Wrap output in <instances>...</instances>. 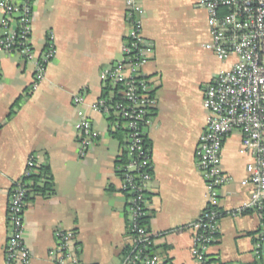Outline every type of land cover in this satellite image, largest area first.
I'll use <instances>...</instances> for the list:
<instances>
[{"label": "crops", "instance_id": "crops-1", "mask_svg": "<svg viewBox=\"0 0 264 264\" xmlns=\"http://www.w3.org/2000/svg\"><path fill=\"white\" fill-rule=\"evenodd\" d=\"M142 6V36L150 48L143 73L156 99L146 139L151 147L153 178L149 184L145 223L160 234L153 253L162 263L197 264L191 255L194 231L190 223L205 206L206 186L195 160L200 133L209 112L203 91L212 79L231 68L236 57L219 59L204 47L211 39L208 24L200 49L181 35L182 1L138 0ZM206 14V9L191 0ZM124 0H35L31 43L37 53L53 34L54 58L35 91H28L34 64L19 54L0 56V264H6V207L13 183L33 156L47 163L54 191L31 193L24 212L23 239L30 251L28 264H55L54 232L72 230L82 264H120L132 240L127 234L126 194L120 190L122 137L106 116L91 104L102 94L100 70L122 58L128 31ZM82 93V104L72 97ZM82 112L95 133L83 154L75 123ZM240 132L229 133L221 151V168L231 180L219 189L216 241L209 247V264H255L261 259L255 244L264 246V223L258 211L230 213L251 193L241 181L253 160L240 153Z\"/></svg>", "mask_w": 264, "mask_h": 264}, {"label": "built area", "instance_id": "built-area-1", "mask_svg": "<svg viewBox=\"0 0 264 264\" xmlns=\"http://www.w3.org/2000/svg\"><path fill=\"white\" fill-rule=\"evenodd\" d=\"M128 31L121 45L122 58L100 70L104 92L91 108L107 117L114 128H122L121 144L124 161L118 166L120 190L126 194L127 234L132 240L120 264L162 263L153 251L154 240L147 228L149 184L153 178L151 147L146 139L147 127L153 120L156 99L153 85L143 73L150 48L142 36V6L138 0H124ZM206 9L211 39L204 47L221 60L231 55L236 61L231 68L216 75L203 91L202 106L209 112L199 135L195 160L206 186L205 206L200 216L190 223L194 231L191 255L197 264H209L208 250L216 241L219 219V189L231 180L221 168L224 139L234 130L240 132V153H249L253 160L241 181L251 186L248 200L230 214L238 215L253 209L264 210V0H198ZM35 0H0V56L19 54L33 62V77L28 91H35L45 77L47 64L56 48L53 34L48 32L44 48L37 53L31 43ZM84 96L72 97L74 105L82 104ZM75 123L79 151L92 147L95 133L89 119L79 112ZM37 164L30 156L21 176L8 194L6 219L8 234L4 245L6 264H28L30 251L23 239L24 212L29 192V179ZM56 246L49 253L55 264H82L75 233L57 229ZM261 242L255 244L260 254Z\"/></svg>", "mask_w": 264, "mask_h": 264}, {"label": "rangeland", "instance_id": "rangeland-1", "mask_svg": "<svg viewBox=\"0 0 264 264\" xmlns=\"http://www.w3.org/2000/svg\"><path fill=\"white\" fill-rule=\"evenodd\" d=\"M180 1L183 2L182 8L178 11L181 35L192 41L191 46L200 49L202 30L207 23L206 14L202 11V8H198L191 0ZM262 60L264 63V56Z\"/></svg>", "mask_w": 264, "mask_h": 264}, {"label": "trees", "instance_id": "trees-1", "mask_svg": "<svg viewBox=\"0 0 264 264\" xmlns=\"http://www.w3.org/2000/svg\"><path fill=\"white\" fill-rule=\"evenodd\" d=\"M117 132L120 133L122 139L124 140L125 139L124 131L122 130V131H117ZM124 157L125 156L122 154V161H124ZM28 184H29L28 185L29 192H28L27 201L29 200V195L31 193H40L42 195H49L53 193L54 183H53V177H52V173L50 171L49 165L47 163L38 165L36 168V172H34L31 175ZM258 213L260 215L261 221L264 223V210L258 211ZM128 249L125 251V253L128 251ZM261 249H260V254H262ZM208 263H210V260L208 261ZM255 264H262L261 259H259Z\"/></svg>", "mask_w": 264, "mask_h": 264}, {"label": "water", "instance_id": "water-1", "mask_svg": "<svg viewBox=\"0 0 264 264\" xmlns=\"http://www.w3.org/2000/svg\"><path fill=\"white\" fill-rule=\"evenodd\" d=\"M262 257H263V262H264V246H263V250H262Z\"/></svg>", "mask_w": 264, "mask_h": 264}]
</instances>
